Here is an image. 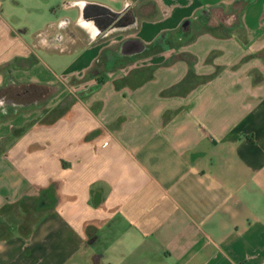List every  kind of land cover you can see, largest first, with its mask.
<instances>
[{"label": "crops", "instance_id": "crops-1", "mask_svg": "<svg viewBox=\"0 0 264 264\" xmlns=\"http://www.w3.org/2000/svg\"><path fill=\"white\" fill-rule=\"evenodd\" d=\"M127 2L0 0V264H264V0Z\"/></svg>", "mask_w": 264, "mask_h": 264}, {"label": "flooded vegetation", "instance_id": "flooded-vegetation-1", "mask_svg": "<svg viewBox=\"0 0 264 264\" xmlns=\"http://www.w3.org/2000/svg\"><path fill=\"white\" fill-rule=\"evenodd\" d=\"M135 2V0H133V3ZM132 2H127V7H131ZM218 14L214 13L213 16L211 17L212 21H207L206 23L209 26L212 27H221V28H226V25L228 24V22L225 20V16L220 15L219 17H217ZM191 21L187 20L186 24H184V30H186V32H189L190 30V26H191ZM23 30V29H22ZM169 47V46H168ZM31 57L34 59L35 57L33 55H31ZM27 87V86H26ZM23 91V97L22 94H20L21 91ZM50 90H43L41 88H30L27 87L25 89V87H12L8 90V92H4V96H0V98H3L4 100H11V105L9 106V108H14L17 109L20 105L22 104H27V105H38V106H43L45 104H43V102L47 103L48 102V97ZM6 102V101H5ZM4 102V103H5ZM2 103V104H4ZM3 107V108H2ZM2 107H0V115H2V113H8L9 112V108L7 107V105H3Z\"/></svg>", "mask_w": 264, "mask_h": 264}, {"label": "rangeland", "instance_id": "rangeland-1", "mask_svg": "<svg viewBox=\"0 0 264 264\" xmlns=\"http://www.w3.org/2000/svg\"><path fill=\"white\" fill-rule=\"evenodd\" d=\"M46 1H50V3H54V0H41L42 3H45ZM54 9L52 10L51 8H49L48 12L52 13L54 11H57L59 7H56L55 5H53ZM19 8V7H18ZM20 10H18V12L21 14V18L22 21H28V22H32L35 20H32L33 17L36 15L35 13H39V12H33V10H30L29 8H19ZM42 11V9H41ZM40 14V13H39ZM22 114V113H21Z\"/></svg>", "mask_w": 264, "mask_h": 264}, {"label": "water", "instance_id": "water-1", "mask_svg": "<svg viewBox=\"0 0 264 264\" xmlns=\"http://www.w3.org/2000/svg\"><path fill=\"white\" fill-rule=\"evenodd\" d=\"M3 100H4L3 98H0V103H3L4 102ZM98 236H99V232H98ZM101 253L102 252H98L96 257H100L102 259L103 257L101 255Z\"/></svg>", "mask_w": 264, "mask_h": 264}]
</instances>
